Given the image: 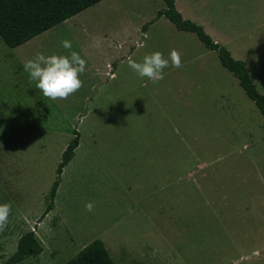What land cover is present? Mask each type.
Returning <instances> with one entry per match:
<instances>
[{
	"label": "rangeland",
	"instance_id": "obj_1",
	"mask_svg": "<svg viewBox=\"0 0 264 264\" xmlns=\"http://www.w3.org/2000/svg\"><path fill=\"white\" fill-rule=\"evenodd\" d=\"M176 4L245 63L264 95V0ZM163 8L101 0L17 47L0 38V203L12 205L0 264L29 230L43 251L18 264H63L95 239L115 264H264V115L216 51L156 18ZM63 39L87 66L77 92L52 100L23 63L65 53ZM173 48L183 67L165 68L157 83L127 64Z\"/></svg>",
	"mask_w": 264,
	"mask_h": 264
},
{
	"label": "trees",
	"instance_id": "obj_2",
	"mask_svg": "<svg viewBox=\"0 0 264 264\" xmlns=\"http://www.w3.org/2000/svg\"><path fill=\"white\" fill-rule=\"evenodd\" d=\"M99 1L101 0H0V38L6 46L17 47ZM163 1L165 8L157 11L156 18L165 16L178 30L194 33L207 49L216 51L222 66L237 78L247 97L264 115V95L257 90L245 63L233 58L231 52L215 42L201 25L185 19L176 9L174 0ZM145 29L146 26L143 27V30ZM73 134L57 165L56 178L49 192L51 199L56 194L62 168L73 158L79 144L78 132L75 130ZM50 207L51 203L45 213ZM42 251V244L34 230H29L18 238L16 250L2 264H18L29 257L38 256ZM63 264H115V262L103 241L95 239Z\"/></svg>",
	"mask_w": 264,
	"mask_h": 264
},
{
	"label": "clouds",
	"instance_id": "obj_3",
	"mask_svg": "<svg viewBox=\"0 0 264 264\" xmlns=\"http://www.w3.org/2000/svg\"><path fill=\"white\" fill-rule=\"evenodd\" d=\"M61 46L66 50L63 54L45 55L43 52H37L23 63L24 71L31 81H35L36 88L52 100L67 99L77 92L83 86L80 77L87 66V61L72 48L70 40H61ZM181 57L182 53L175 48L169 50L167 57L161 51L156 50L146 53L140 61L129 56L127 64L140 78H147L152 83H157L164 79L165 68L183 67ZM93 208V202L85 204L86 211L91 212ZM11 213V203H0V231L8 226Z\"/></svg>",
	"mask_w": 264,
	"mask_h": 264
},
{
	"label": "crops",
	"instance_id": "obj_4",
	"mask_svg": "<svg viewBox=\"0 0 264 264\" xmlns=\"http://www.w3.org/2000/svg\"><path fill=\"white\" fill-rule=\"evenodd\" d=\"M174 4H175V7L181 12L182 16L184 18H190L192 19L191 17H188V16H185L182 12V10L180 8H178L177 4H176V0H174ZM161 17V16H160ZM193 21H196L197 19H192ZM204 26V25H203ZM216 39H214L215 41ZM128 261L131 263V264H140L137 260H135V258H130V257H127ZM142 264V263H141Z\"/></svg>",
	"mask_w": 264,
	"mask_h": 264
}]
</instances>
